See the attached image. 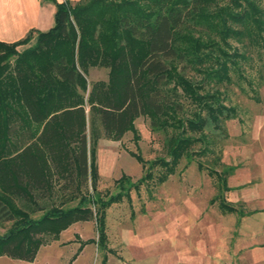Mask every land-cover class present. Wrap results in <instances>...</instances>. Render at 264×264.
Returning <instances> with one entry per match:
<instances>
[{
    "label": "trees",
    "instance_id": "16d2710c",
    "mask_svg": "<svg viewBox=\"0 0 264 264\" xmlns=\"http://www.w3.org/2000/svg\"><path fill=\"white\" fill-rule=\"evenodd\" d=\"M51 1V29L0 41V257L27 262L80 222L94 221L98 237L80 241L72 261L89 244L105 249L108 210L139 188L123 176L117 193L99 190L97 126L119 140L148 116L169 134L171 156L150 167L163 164L170 176L185 158L204 168L196 158L215 153L237 116L220 87L248 52L231 41L264 45L260 0ZM95 67L108 69V80L89 85ZM222 168L208 169L216 200L243 217L225 199L234 168Z\"/></svg>",
    "mask_w": 264,
    "mask_h": 264
},
{
    "label": "rangeland",
    "instance_id": "374dc122",
    "mask_svg": "<svg viewBox=\"0 0 264 264\" xmlns=\"http://www.w3.org/2000/svg\"><path fill=\"white\" fill-rule=\"evenodd\" d=\"M260 2L264 7V0ZM231 43L240 52H248V59H239L238 67L230 71L231 81L220 87L225 103L237 109V116L227 122V138L214 146L215 153L196 158L204 168L196 161L188 164L185 158L170 176L163 164L150 167L159 158L170 162L171 156L166 148L169 134L153 130L148 116L138 117L119 140L107 138L99 125V190L117 193V181L123 176L139 183L129 199L108 210L106 248L87 245L72 261L80 241L98 237L94 221L82 222L43 246L35 261L3 256L0 264H103L104 255L108 264H264V45L245 48L236 40ZM108 72L91 68L89 85L107 81ZM92 132L89 127L91 142ZM223 166L234 168L225 199L244 212L243 217L228 212V207L220 208L216 200L218 182L208 169L222 171Z\"/></svg>",
    "mask_w": 264,
    "mask_h": 264
},
{
    "label": "crops",
    "instance_id": "0c3cea01",
    "mask_svg": "<svg viewBox=\"0 0 264 264\" xmlns=\"http://www.w3.org/2000/svg\"><path fill=\"white\" fill-rule=\"evenodd\" d=\"M55 13L56 5L51 0H0V41L13 43L25 38L31 30L48 31L55 25Z\"/></svg>",
    "mask_w": 264,
    "mask_h": 264
}]
</instances>
